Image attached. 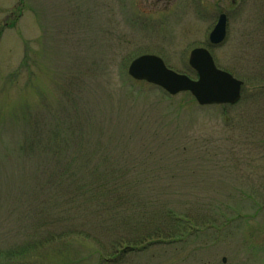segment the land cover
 <instances>
[{
    "label": "rangeland",
    "instance_id": "rangeland-1",
    "mask_svg": "<svg viewBox=\"0 0 264 264\" xmlns=\"http://www.w3.org/2000/svg\"><path fill=\"white\" fill-rule=\"evenodd\" d=\"M210 5L0 0V264H15L42 238L35 227L46 218L32 208L63 183L70 153L133 165L137 176L153 179L140 181L138 191L146 184L157 193L173 190L164 198L171 207L193 200L195 190L193 202L208 213L216 206L217 222L185 247H157L120 264H264V103L252 77L238 76V104L219 107L199 106L185 92L169 96L127 74L132 59L154 54L195 78L187 59L205 46L216 22L218 6ZM233 36L214 51L217 64H232L239 46L250 58V38ZM72 240L36 252L44 264H93L96 246ZM13 249L9 261L4 254Z\"/></svg>",
    "mask_w": 264,
    "mask_h": 264
},
{
    "label": "trees",
    "instance_id": "trees-1",
    "mask_svg": "<svg viewBox=\"0 0 264 264\" xmlns=\"http://www.w3.org/2000/svg\"><path fill=\"white\" fill-rule=\"evenodd\" d=\"M52 155V159L58 156ZM69 158L60 172L63 183L53 187L50 197L32 208L34 214L46 218L35 227L36 232L43 233L42 238L36 239L34 234L32 249L26 248L32 251L24 258L18 257L15 264H44L36 250L46 244L58 246L65 238L92 242L97 254L93 264H120L132 255L157 247L174 251L185 247L201 230L217 222L216 206H210L208 213L193 202L197 201L196 190L193 200L181 199L171 207L164 198L173 190L160 189L157 193L154 188L147 190L146 184L142 192L138 191L140 181L153 179L137 176L133 165L115 167L104 155L102 159H92V153H70ZM15 249L4 254L9 261L18 252ZM18 249L22 251V247ZM70 260L63 264H84L85 258Z\"/></svg>",
    "mask_w": 264,
    "mask_h": 264
},
{
    "label": "water",
    "instance_id": "water-1",
    "mask_svg": "<svg viewBox=\"0 0 264 264\" xmlns=\"http://www.w3.org/2000/svg\"><path fill=\"white\" fill-rule=\"evenodd\" d=\"M224 35L225 20L221 15L209 34V41L218 44ZM188 64L197 73L195 79L167 68L163 60L153 54H143L132 59L127 73L132 79L158 86L169 95L189 92L201 106L233 104L239 99L241 81L217 69L206 49L191 50Z\"/></svg>",
    "mask_w": 264,
    "mask_h": 264
},
{
    "label": "flooded vegetation",
    "instance_id": "flooded-vegetation-1",
    "mask_svg": "<svg viewBox=\"0 0 264 264\" xmlns=\"http://www.w3.org/2000/svg\"><path fill=\"white\" fill-rule=\"evenodd\" d=\"M208 7L213 5L218 6V18L222 15L225 20V35L224 39L219 44H211L208 41L205 44V48L209 51L212 59L217 68L225 70L235 77L238 78L239 75H248L252 77L253 82V93H256V98L260 101V105L264 103V0H205ZM216 12V11H215ZM215 22V24H216ZM214 24V25H215ZM213 25V27H214ZM212 27V28H213ZM232 27H235L233 31ZM239 27H243L246 33L242 34L237 30ZM231 31V32H230ZM232 34H234L233 39L237 40L238 37L246 36L250 38V49H249V59H245L243 54H241V46H239V52L235 53L232 57V64L229 63L228 66H222L220 63L217 64V58L214 55V51L219 49L223 51V48L228 43ZM242 35V36H241ZM239 43L240 40H239ZM248 44L245 43L246 47ZM244 47V49H245ZM243 55V56H242ZM231 64V65H230ZM235 71L236 73H234ZM244 82L242 80V87L240 92L243 91ZM254 102L258 103L255 96Z\"/></svg>",
    "mask_w": 264,
    "mask_h": 264
}]
</instances>
